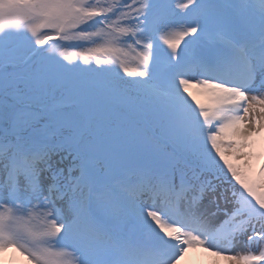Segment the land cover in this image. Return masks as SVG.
Wrapping results in <instances>:
<instances>
[{
  "label": "snow or ice",
  "instance_id": "6c2138e0",
  "mask_svg": "<svg viewBox=\"0 0 264 264\" xmlns=\"http://www.w3.org/2000/svg\"><path fill=\"white\" fill-rule=\"evenodd\" d=\"M261 134L264 0H0V251L264 264Z\"/></svg>",
  "mask_w": 264,
  "mask_h": 264
},
{
  "label": "rangeland",
  "instance_id": "374dc122",
  "mask_svg": "<svg viewBox=\"0 0 264 264\" xmlns=\"http://www.w3.org/2000/svg\"><path fill=\"white\" fill-rule=\"evenodd\" d=\"M194 95L196 90L192 89ZM197 99L203 100V97L197 95ZM255 156L251 161L252 174H258L261 166L264 165V134L256 138ZM12 258L17 264H27L25 256L21 255L15 249L9 247L0 251V263L6 264ZM179 264H226L222 257H216L206 252L203 247H188L184 256L181 257Z\"/></svg>",
  "mask_w": 264,
  "mask_h": 264
},
{
  "label": "trees",
  "instance_id": "16d2710c",
  "mask_svg": "<svg viewBox=\"0 0 264 264\" xmlns=\"http://www.w3.org/2000/svg\"><path fill=\"white\" fill-rule=\"evenodd\" d=\"M6 264H14L12 261H8V263H6Z\"/></svg>",
  "mask_w": 264,
  "mask_h": 264
}]
</instances>
